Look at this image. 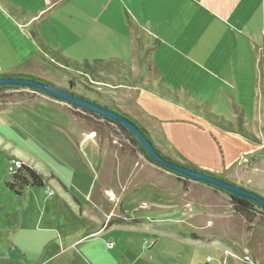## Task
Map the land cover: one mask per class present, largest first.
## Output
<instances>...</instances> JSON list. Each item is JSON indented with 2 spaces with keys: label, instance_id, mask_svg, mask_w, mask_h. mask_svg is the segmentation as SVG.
I'll use <instances>...</instances> for the list:
<instances>
[{
  "label": "crops",
  "instance_id": "crops-1",
  "mask_svg": "<svg viewBox=\"0 0 264 264\" xmlns=\"http://www.w3.org/2000/svg\"><path fill=\"white\" fill-rule=\"evenodd\" d=\"M28 17L29 21H23ZM31 30L55 57L97 68H126L131 84L119 88L132 99L129 109L113 98L108 104L89 99L135 121L159 150L168 149L187 166L202 168L219 179L231 171L239 156L247 154L256 165L237 170L240 176L229 181L262 196L264 159L256 155L264 152V0H0V76H33L67 89V83H59L44 69L46 55L31 38ZM68 109L41 94L0 109V153L39 174L46 192L48 178L34 153L42 150L51 157L53 147H72L71 141L76 140V153L80 147L95 174L92 186L83 161L72 162L64 155L82 195L113 189L124 195L132 182L150 186L149 177L141 176L142 170L137 173L129 160L124 163L121 158L113 165L114 155L105 142L77 123ZM183 128L224 143L227 163L223 169L196 166L180 152L176 145L185 140L180 137ZM56 136L60 139L54 140ZM138 164L163 176L150 164ZM10 180L4 181L0 173V212ZM55 182L65 189L60 180ZM33 189L41 188H25L21 197ZM97 227L89 236L116 228ZM3 231L0 226V264H110L108 256L84 249V238L51 250L46 237L38 236L26 240L31 248L24 250L15 244V233L5 235Z\"/></svg>",
  "mask_w": 264,
  "mask_h": 264
},
{
  "label": "rangeland",
  "instance_id": "rangeland-1",
  "mask_svg": "<svg viewBox=\"0 0 264 264\" xmlns=\"http://www.w3.org/2000/svg\"><path fill=\"white\" fill-rule=\"evenodd\" d=\"M29 20V17L23 18V21ZM43 54L47 60L44 69L59 83H67L65 87L70 88L76 96L88 100L94 98L107 104L108 100L113 102L115 99L129 109L132 99L127 94L123 95L125 89L119 88L131 84L126 68L111 65L104 68L90 67L88 70L80 67L71 71V68L58 63L52 53ZM19 92L23 98L40 94L27 89ZM17 93L5 92L7 95H3L2 100H8L7 105L14 103L18 98ZM98 124L101 125V134L96 135L90 125L86 129L105 142V148L114 155L113 165L121 158H124V163L129 160L131 166H136L137 173L142 170L139 174L144 178L149 177L147 182L150 186L140 187L139 183L132 182L124 195L114 189L97 195L95 192L88 196L82 195L76 189L64 155L68 154L72 162L83 161L82 164L87 166L84 174L90 177L87 182H92V186L95 174L80 147H77L76 153V140L71 141L72 147H53L51 157L43 154L42 150L38 154L34 153L33 158L48 178L47 186L53 191V196L49 198L45 195L46 186L39 190H26L23 197H14L4 189L0 226L5 235L15 233V244L29 250L31 245L30 242L25 244L26 240L42 236L49 241L51 250H55L61 249L67 241L84 238V249L90 247L108 256L110 264H264V214L260 208L253 204L249 207L247 217L234 213L232 201L235 198L205 184V187H196L191 180L158 167L139 152L138 146L117 127L107 125L106 128L103 122ZM180 137L185 140L176 146L194 165L213 169L219 166L223 169L227 163L226 146L215 136L183 128ZM159 148L156 147L163 157L181 166L186 165L181 158H174L168 149ZM0 157V173L4 181L10 180L9 156L0 153ZM256 158L264 159V152L257 154ZM137 161L154 166L163 176L145 171L141 164L137 165ZM255 165L247 154H242L234 162L231 171L222 174L221 179L228 182L240 176L237 170H243L246 166L252 169ZM200 169L195 171L205 173ZM254 178L258 181L259 175ZM56 179L64 184L65 189L55 182ZM259 188L264 197V180ZM119 196L122 198L119 199ZM96 221L103 222L102 226H95L93 222ZM94 226L98 229L116 228L101 236H89Z\"/></svg>",
  "mask_w": 264,
  "mask_h": 264
},
{
  "label": "water",
  "instance_id": "water-1",
  "mask_svg": "<svg viewBox=\"0 0 264 264\" xmlns=\"http://www.w3.org/2000/svg\"><path fill=\"white\" fill-rule=\"evenodd\" d=\"M1 87H15L36 91L58 102L67 104L70 107L78 108L103 119L118 123L135 139L136 143L146 153L148 159L158 167L195 183H202L214 187L233 198L250 202L264 211V197L238 185L219 179L212 174L197 172L179 164L169 162L156 150L152 141L149 140L139 127L127 116L103 107L86 98L76 96L70 91V88H61L53 84L24 77L0 78V88Z\"/></svg>",
  "mask_w": 264,
  "mask_h": 264
},
{
  "label": "trees",
  "instance_id": "trees-1",
  "mask_svg": "<svg viewBox=\"0 0 264 264\" xmlns=\"http://www.w3.org/2000/svg\"><path fill=\"white\" fill-rule=\"evenodd\" d=\"M30 36L36 42L37 46L39 47V49L42 52H45L47 54L50 52V53H52L53 56H55L54 53L52 52V50L49 49L47 46H45L40 41V39H39V37H38V35H37V33L35 31L31 30L30 31ZM56 59L63 66L68 67V68H71V69H80V67H83V68H85V69L88 70L91 67L88 64L80 65V64H78L76 62H69V61L64 60L62 58H58L57 56H56ZM87 70H85V71H87ZM5 77H24V78H28V79H31V80H36L35 78H33L31 76H23V75H1L0 76V78H5ZM48 84H50V83H48ZM70 85H71V83H70ZM20 90H21V88L1 87L0 88V109L4 108L8 104V100L7 101L2 100L3 97H4L3 95H7V94H5V92H8V91H17L18 92L17 93V97L18 98H16L15 101L30 97V95H29V96L23 98V94L19 92ZM37 93H39V92H37ZM93 102H95V101H93ZM109 109L112 110V108H109ZM68 112L73 117V119L77 123H79L80 125H83L85 127H88L90 125L91 129L94 128L93 130H95L96 135H97V133L98 134H101V132H100L101 131V128H100L101 125L98 124V123L103 122L106 125V128H108L109 125H114L115 127H117V129H119L122 133H124L127 136V138L133 144H135V145L138 146L139 152H141L146 158H148L146 156V153L136 143L135 139L133 137H131V135L120 124L114 123V122L109 121L107 119H103V118H101L99 116H96V115H94L92 113H89V112H86L84 110H78V108H74V107L73 108H69L68 109ZM131 121H133V120H131ZM133 122L146 135V137L149 140H151L150 137L148 136L147 132L140 125H138L135 121H133ZM165 159L168 160L171 163H174L173 161H171V160H169L167 158H165ZM183 166H187V165H183ZM187 167H189V168H191L193 170H198L197 168H195V167H193L191 165L190 166L188 165ZM205 173H207V172H205ZM42 187H44V182H43L42 177L39 174H37L33 169H31V168H29V167H27L25 165H22V167L16 172V174H14V175L11 176V180L5 184V188L8 191L12 192L13 195L16 196V197H21L22 191L25 188H42ZM252 205L253 204L250 203V202L242 201V200H239V199H236V198L233 199V201H232V209H233L234 213L239 214V215H241L243 217H247L248 216L249 207H251ZM262 212L264 214V211H262Z\"/></svg>",
  "mask_w": 264,
  "mask_h": 264
},
{
  "label": "built area",
  "instance_id": "built-area-1",
  "mask_svg": "<svg viewBox=\"0 0 264 264\" xmlns=\"http://www.w3.org/2000/svg\"><path fill=\"white\" fill-rule=\"evenodd\" d=\"M262 54H263V59H264V34L262 35ZM23 163L19 160H12L10 162V166L8 167V172L11 175L16 174V172L22 167ZM46 195L48 197L53 195V191L50 188H46Z\"/></svg>",
  "mask_w": 264,
  "mask_h": 264
}]
</instances>
